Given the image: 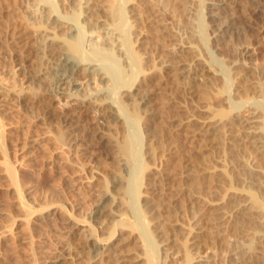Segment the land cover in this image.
Masks as SVG:
<instances>
[{
  "label": "rangeland",
  "instance_id": "374dc122",
  "mask_svg": "<svg viewBox=\"0 0 264 264\" xmlns=\"http://www.w3.org/2000/svg\"><path fill=\"white\" fill-rule=\"evenodd\" d=\"M50 1L51 3L54 2L53 0ZM109 1L116 8L117 0ZM154 1L146 0L145 3L157 2L156 5L153 3H149L150 5L144 4L143 2L134 5V9L137 8L135 6H138L137 9H139V13L137 9L136 11L134 10V18L137 20L136 17H138V20L135 21L137 22L135 28H137L138 24L141 22V25H139L142 29L145 26L143 30L148 37L145 36V40L148 41L149 45H147V41H145L143 46L144 51L142 49L141 51L149 54L147 55V53H145L146 56L143 58L148 60L146 57L149 56V59L153 57L154 61L156 60L154 63L157 62L156 65L153 63V60L151 62V59L150 62L152 65L158 66L159 69L157 70L155 67V70H157L155 71L153 68L154 71L151 72H155L156 74L154 73V75L150 72L151 75L150 73L148 75L149 79L147 77L141 82L143 83L141 85L143 87L145 86L144 88L147 86V88L155 89H151L154 91V94H156V90H158V94L154 95V98L156 96L157 98H155V101L153 98V103H151L154 110L157 108V110H155V112L157 111L155 116L158 115L157 118L159 117V119H155L154 117L153 120L148 119V121H143V119L134 120L132 119V113L129 111V105H125L124 107H126V109L124 108L122 111L125 112V114H123L125 115L123 116V122H126L125 119L127 122L124 124L122 122L123 125H118L115 131L106 135L107 133L103 134L101 128H99L101 126L95 122L94 115L85 108H82L85 110L77 113L75 117L77 120L65 121L63 106L55 102V108L52 111L56 113V116L49 117L45 115V107L51 104L52 101H48L45 95L37 92L29 78V74L35 71L37 62L35 61L33 52L34 43L32 42L34 39L32 37H24L33 34V29L27 26L26 19L23 15L26 6L20 0H0V264H48L52 262L51 260H53L55 255L60 253L65 254L66 258L59 264H87L85 245L88 241V236H107L109 232H113V238H109L110 240L108 239V242L117 241V239L120 238L126 240V245H124L126 251L123 253L122 257L129 260L123 261L120 264H179V262L180 264H184L181 263L183 261L187 264L188 260L185 259V251H190L193 257L194 255L196 257V254L202 255L201 264H264V247H262V252L260 253H263L262 255L253 256L250 258V263L246 262V256L253 255L252 250L256 248L259 249L258 246L261 245L258 244L257 236L260 232L264 231V192L261 191L262 189L258 190V192L255 190L257 194L259 191L262 193L261 196V193L258 194L259 200L262 199L260 204H251L249 199H247L248 203L245 201V198L248 197L246 192H254L250 187L253 185L255 186H253L254 189L258 187L253 184V182H249V179H254L255 176V178H257V176L259 178L260 176L259 179L264 182V180H262L264 178V156L261 155V150L264 146L261 150L259 148V150H256L257 147L255 146V150L248 148L250 143L248 145L246 144L250 142V139L247 135L248 129L245 128H248L250 124H243L244 121L242 119L244 113L247 114L251 109L254 110L256 108V111L259 110L261 112L264 110V98L262 99L264 96V90H262L264 88V0H232L233 2L227 0L228 3L226 0H221L225 2L224 4L216 3L220 0H203L204 2L202 1V4L199 0L200 3L199 1L198 3L196 2V5H198L197 7H195V0H193L194 3H191L192 0H189L190 2L188 1V3L193 5L192 8L190 7L191 10L189 9L190 4L187 3V0H183L184 4L182 0H168L171 1L170 3L167 0H161L162 4H158L160 0ZM163 1L169 4L167 5L166 2ZM185 2L187 5H185ZM141 4L144 6L140 7ZM200 4H202L203 7ZM165 5L166 7H164ZM180 5L182 8H180ZM124 7H126L127 12L130 6L125 5ZM155 7H163L162 9L165 8L166 11L163 10L162 14V12H160L161 9L158 8L162 16L158 15ZM199 7L202 8L199 10ZM151 8L157 14H155L153 10L151 11ZM195 8L200 12L203 11V14L198 12V10L194 11L196 10ZM140 9H145L146 11ZM185 9L188 11H185ZM216 9L219 13L216 12ZM140 11L142 17L140 16L139 18ZM167 11L170 12L166 13ZM191 12L193 15L195 12L200 14L195 13V18ZM136 13L138 16H136ZM130 14L131 13L128 11L125 13V16L127 17ZM167 14L170 17L166 16ZM164 15L165 18H163ZM198 15H200V17H198ZM151 16H157V22L154 21L156 17L152 19ZM158 16H161L163 21L159 19ZM191 16L194 17H192V20ZM143 17L144 19L146 17V20L149 22L144 20ZM168 17L169 19H167ZM127 18L129 19L130 17ZM149 18L151 19L149 20ZM199 18L206 24L201 23L202 26L205 25L203 32L201 30H196L198 28L202 29V27L193 20ZM76 20L80 21L81 18L77 16ZM143 20L145 21V25L142 22ZM158 20H160L161 23ZM190 21H193L195 24ZM195 21L197 22L199 20ZM224 21L230 25L229 27L224 26L226 32L224 31L223 33V30H221L223 26L220 24H223ZM187 22L192 24L196 32ZM185 23L187 26L189 24V26L186 27ZM166 24L167 28L164 27ZM147 25L150 27H147ZM194 25H198L199 27L197 26V28ZM174 26L182 29L184 28L185 32L188 30L189 32H187L189 35L192 36L186 35L184 30L180 31L178 28L173 29ZM130 28L131 30H125V32L127 31L126 33H128V35L126 34L128 39L131 38V32H133V38L134 31L136 30L134 27ZM177 30L183 35L177 32L179 35L173 36L176 34V32L173 31ZM190 32H193L194 35ZM197 32L205 34L204 37L202 36L204 39H209L207 40L208 44H206L207 50H205L204 45V42L206 43L207 41L203 42L200 36L201 34L199 35ZM217 33H219V36L216 35ZM225 33H227L226 36ZM181 35L183 38L182 40L185 41L189 40V38V41H191L194 37L195 42H193L194 39L192 40L194 47L199 44L201 49H198V51L200 50L201 52L194 54L193 52L189 53V51L187 53L186 49L178 45L174 46L175 42L178 40L177 38H180ZM206 35H208V37ZM156 36L162 39L159 43L160 48H155V44H153L157 43V46H159V38H156ZM221 36L225 37L219 39ZM185 37H188L187 40ZM198 37L200 38L198 39ZM150 38L152 39V43L150 42ZM200 39H202V42H198L197 44L196 41H200ZM26 41H28V43H26ZM150 43L154 46L152 45V47ZM146 46L151 48L149 49L151 52L148 51ZM173 47H176V49H171ZM161 48L162 50L164 49L165 52L166 49L169 53L170 50L172 51L170 54L165 53L164 51H160ZM178 48H180V50H177ZM184 52L190 56L186 53V55H184ZM203 52L206 56L209 53V60L205 55L203 56ZM144 53H142V56L145 55ZM164 53L169 55L164 56ZM192 53L194 55L199 54L198 56L202 53L201 57L206 59H200L204 60L205 65H210L209 67L213 72L214 69H216L215 71L217 72H214V75L213 73L212 75L210 74L213 78L215 76L214 79L212 77L209 79V81L213 80L211 81L214 83H212L213 86L210 85L211 82H207L209 88H206V86H208L207 84L204 86L207 90L199 87L198 91L201 93L191 98L187 93L190 79L181 74L179 75L177 66L174 67V70L173 68L166 69L163 62L168 58V61L172 60V63L177 65L186 56L188 57H186V60L190 58V61H188L191 62L193 60L191 59L193 58ZM157 54H160V56H157ZM183 55L185 57H183ZM209 56H213L217 59V62H215V59H212L213 57L211 58V61L214 60L213 62L216 63L214 68H212L213 62H209ZM158 58H160V60ZM174 60H177V62ZM222 61L225 62V67L222 65L223 63L220 64ZM227 61H229V64H227ZM235 61L237 63L242 62L239 64L240 66H245L244 62L246 64L250 62V64L253 63L254 67L251 65V68H249L250 64L246 65V67L242 66L243 68H241L244 69V71H242L240 66H235L241 70L237 69L239 73L237 74L236 70V72L232 70L235 68L232 67ZM230 62L232 69L229 67ZM162 63L164 65H162L163 67L160 66ZM215 63H213V65ZM237 63H235V65ZM226 65H228L227 70L231 69L229 71L225 70L227 76L223 74L225 73L223 70L226 68ZM247 66L249 67L247 68ZM160 68L165 69L161 70ZM245 69H249V72L254 69L255 72H253V70L252 72L254 74L251 73V76L248 71H246L248 74L245 72ZM171 71H173V73ZM170 72L171 75H169ZM240 72H243V75ZM235 73L239 78L242 77L240 79L242 81L237 79L238 77L235 76ZM166 74L169 77H167ZM216 75H220L219 77H222L224 81H220L221 79L216 77ZM178 76H180V78ZM243 77H245L244 83H248H245V86L243 85ZM147 79L148 81H145ZM177 79L178 81L181 79L180 82L182 83H178ZM218 79L221 83L217 81ZM214 80H216L219 85L221 84V87L218 86ZM239 81L242 83H239L240 86L237 83ZM224 83L226 86H223ZM150 84H152V86ZM158 86L160 87L159 89L157 88ZM176 86L183 87L180 88L181 90L178 89L179 87L177 88L178 90H176ZM246 86H250V88L246 90ZM224 87H226V89L228 88V90ZM238 87L243 88H241V90ZM200 88L203 90L201 89V91ZM243 90H245V92L248 91L249 97V94L252 93V97H248L251 101L248 100L249 102L246 103L245 100L244 103L243 98H239L240 96L238 95L240 94L238 93H241ZM236 92L237 95L235 94ZM233 93L234 96L236 95L235 97L239 98H237L238 100L231 97ZM259 93L263 95L260 96ZM34 94H36V96H34ZM241 94L244 95V92ZM245 94H247V92ZM22 95L31 98L35 103L34 106L31 108L26 107ZM224 95L228 96V101L226 96L223 98ZM242 95L241 97H243ZM254 95L258 98L260 96L262 101L258 98H254ZM222 98L223 100L225 99L224 102L221 100ZM118 99L116 98V100ZM157 99L164 103H161ZM172 99L175 101L170 102ZM235 99L237 101L241 100V103L236 101L237 104H235ZM244 99H246V97H244ZM186 100L189 103L192 102V105L194 104L193 106L190 104L189 109L191 108L190 106H192V109H195V114L197 113L196 115H201L199 113H202L201 107L203 106H207L210 111L212 110L211 112L214 117L219 118L221 121L219 122L220 128L219 125H217L220 130L215 127L216 131H218L216 132L215 129H213V133L209 132L210 137L207 138L208 133H203L206 135L204 136L200 132L203 136L199 135V124L197 122L194 124L192 122L188 124L185 122L187 125H184L183 120L189 114H192V112L194 114V111L192 109L189 111L188 105H185L189 104ZM220 100L224 104L229 105H219ZM259 100L262 102V107ZM181 101L187 103L182 104ZM174 102L181 104H174ZM258 103L263 109L260 110V108H258ZM154 105H156L155 108ZM174 105H178L177 109L181 110V116L179 112H176L179 110H177ZM184 105L187 107V111H189L188 115ZM179 106H181V109ZM249 106H251V108ZM182 110H184V114H182ZM255 110L254 113L256 112ZM228 112L232 113L233 116L231 113L230 115L233 119ZM242 112H244L243 115L241 114ZM174 113H178L179 116L176 114L178 116L176 118ZM167 114H169V118L170 115H174L175 119L171 116L172 119L168 120ZM227 114L229 116H227ZM255 114L260 116L262 113ZM259 116V120L263 123L264 121L262 118H264V114H262V118ZM180 117H183V120ZM225 117H228V119ZM178 118L180 119L178 120ZM238 119H241L243 122H240ZM62 120L64 121L62 122ZM174 120L179 122L182 120V122L178 123ZM222 120H224V122ZM231 120L232 123L230 125L229 122H231ZM226 121H229L227 126L229 127L230 125L231 128L226 127L224 124ZM152 122H154L157 130H155L156 127ZM171 122L172 126L170 124ZM173 123H175V126H173ZM232 124H235L238 128ZM144 125H149L148 127H151L150 129L154 128L153 130L155 131H152L156 135L159 134L157 136L155 135L154 138L156 139L153 137L151 140L145 139L147 136L144 134ZM223 125H225V127H223ZM192 126L197 128L194 129ZM242 126L244 128H241ZM192 129L193 131H191ZM71 131L76 133L79 140L73 141V139H69L68 141H60L63 135ZM244 131L248 137L245 135ZM191 132L193 136L190 135ZM101 133L104 135L102 138ZM190 137L194 139H190ZM126 138L133 142V145L139 146L138 148L140 151H137V154L139 153L141 160L146 165L149 162L148 160H150L149 157L155 154V152H152V149L156 151V157H150L155 164H153L154 166L151 165L152 162L150 164L153 169V176L151 174V177L156 180V192H158V196H156L160 198L159 201L161 200L163 203H161L163 205L161 206L162 208L160 207V209H158V214L160 215L159 224L161 223L162 229L167 232V236L165 235L164 237L169 238H167L168 243L166 246L160 243L161 239L158 238L160 236L159 234L156 237L153 235L154 232H151V229L153 230V228H151L152 224H146L141 218L138 199L142 189H140V187V191L138 190L132 193L134 187V172L132 170L124 174V190L122 189L123 191L121 194V196H123V198L121 197V201H123L124 206L119 204L114 205V208L120 207L121 210L123 208L122 211L125 213L122 215V218H124V226L122 225V227L120 225L122 221L121 223L119 221V224H117L116 221L113 224L111 223V225L109 224V227L101 228L96 225H91L87 220L89 211L98 203L100 193L105 189H111L112 183L110 180L115 176L120 166L118 157L116 156L121 153L123 154V150H120L121 148L119 147L121 145L119 144L123 143ZM135 139H138L137 143L139 145L134 143ZM87 141H93L91 142L92 147L85 145ZM169 143H171V145ZM204 143L207 144V146H204ZM242 143L245 144L248 149L245 148V145H242ZM146 144L147 146L145 147ZM148 146L149 148H151L150 146L154 148L148 150ZM250 147H253L252 143ZM249 149L250 152L248 151ZM246 150L249 153H247ZM149 151H151V153ZM132 161L131 166L133 167L132 164L135 165L136 163H134V160ZM145 171L141 173L143 174L142 176H145ZM207 177L209 180H207ZM250 183L252 184L250 185ZM235 191L237 194L239 193V196L236 193L234 195L232 194ZM247 207L251 208L249 209ZM238 242L247 244V255H241L237 250L233 251L232 247ZM166 247H168L167 250L164 249ZM231 250L234 253L232 255L230 254V252H232ZM83 251L84 254L81 255L80 253ZM171 251L176 252V259L172 257ZM183 254L185 258H183Z\"/></svg>",
  "mask_w": 264,
  "mask_h": 264
},
{
  "label": "bare ground",
  "instance_id": "6f19581e",
  "mask_svg": "<svg viewBox=\"0 0 264 264\" xmlns=\"http://www.w3.org/2000/svg\"><path fill=\"white\" fill-rule=\"evenodd\" d=\"M20 1L22 3H24V5L26 6V9H25V12L23 13V15H24V17L26 19L27 26L33 29V34H30V35H27V36H24V37L25 38L32 37L34 39V41L32 42V43H34L33 44V52H34L35 61L37 62L36 69H35V71L33 73L29 74V78L31 79V82L33 83V87L36 88V91L39 92V93H42L43 95H45L48 98V101H50V100L52 101L51 104H48L45 107V109H46V112H45L46 114L45 115H47L49 117L50 116H56V113H54L52 111L55 108V105H54L55 102H57L58 104H61L63 106V110H64L63 112H64V116H65V121L66 120L69 121V120H73V119L77 120V118H75L77 113L87 109V110H89V112L92 113V115H94L95 122H97V124H99V126H101L99 128H101L103 134L107 133L106 135H108V133H111L112 131H115L117 126L122 124L123 116H125V115H123V114H125V112H122V111H123L124 108L126 109V107H124L125 105H129V107H130L129 111H130V113H132L131 114L132 117H133L132 119H134V120H142L143 119V121L144 120L148 121V119H150V120L152 119L153 120L154 117H155V119H159V117L157 118L158 115L155 116V114H157L156 113L157 111L155 112V110H157V108H155L156 105H154L155 110L153 109V105H152V103H153L152 100L154 98V95L158 94V90H156L157 93L154 94L153 90H155V89L148 87L149 88V90H148L147 86H146V88H144L145 86L143 87L141 85V84H143L141 82L145 78L148 77V75H149V73L151 71H154L156 68H157V70H159V69H158V66H154V64L156 65L157 62L154 63L156 60L154 61L153 57L150 58L151 62L153 60V63H154L153 65L150 62L149 56L146 57V58H148V60L143 58V57L146 56L145 53H147V52H145V53L143 52L144 51L143 50L144 43H145V41H147V40H145V36H146L145 33L146 32H144V30H143L145 28V26L142 29V27L140 26L141 22L140 23L138 22L140 24V25L138 24V26H140L141 28L138 27V26H137V28H135L136 27V23H137L135 21L138 20V17H136L137 20H135V18H134L135 17L134 16L135 15L134 10L136 11V9L138 8V6H135L137 8L134 9V5H138L137 3H141V2H143L144 4H149V3H153V2L145 3L146 0H117V6L115 8L111 4V2L109 0H53L54 1L53 3H51L50 0H20ZM148 1H151V0H148ZM152 1H154V0H152ZM188 1L189 0H187V3H188ZM198 1L199 0H197V1L195 0V5H196V2L198 3ZM200 1L203 4L204 1L203 0H200ZM200 1H199V3H200ZM224 1L220 0L219 2H216V3L224 4L225 3ZM233 1L231 0V2H233ZM160 2H158V4H162L161 0H160ZM163 2H166V1H163ZM168 2L170 3L171 1H168ZM192 2L194 3L193 0L191 1V3ZM226 2H227V0H226ZM169 3L166 2L167 5ZM191 3H188V4H190L189 5V9H190V7L191 8L193 7V5ZM153 4L156 5L157 2H155ZM183 4H184V1H183ZM202 4H200V5L202 6ZM235 4H236V2H235ZM125 5L126 6L127 5L130 6L127 9V12L129 11V13H131V14L129 16H127V17H130L131 19L130 18L128 19L125 16V13H127L126 12V7H124ZM163 5H164V3H163ZM163 5H161V6H163ZM181 5H180V8H182ZM185 5H187L186 2H185ZM231 5H232V3H231ZM141 6H142V4L140 5V7ZM157 6H159V5H157ZM197 6L198 5H196L195 7H197ZM226 6H228V5H226ZM156 7H155V10L158 13V15H161L160 12H162V14H163V10H165V8L162 9L163 7L162 8L158 7L159 9H161L160 12H159L158 8H156ZM164 7H166V5ZM148 8H146V9H148ZM152 8H151V11L154 9V8L153 9ZM184 8H183V10H184ZM201 8L199 7L198 9L200 10ZM124 9H125V11H124ZM142 9H140V10H142ZM195 9L196 10H194V9L193 10L194 11L198 10L197 8H195ZM144 10H142V11H144ZM183 10H182V12H183ZM199 10H198V12H200ZM218 10H219V7H218ZM218 10L216 12L219 13ZM148 11H150V10H148ZM185 11H188V10L185 9ZM137 12L139 13V9H137ZM153 12H155V11L153 10ZM156 12H155V14H157ZM168 12H170V11H167L166 13H168ZM142 13H144V12H142ZM191 13H190V15H191ZM195 13L196 14H200V13L203 14V11H201L200 13H197V12H195ZM195 13H194V15L192 13V15L194 17H195ZM140 14H141V11H140ZM140 14H139V18H140V16L142 17V14L141 15ZM183 14H185V13H183ZM211 15H212V13H211ZM216 15H220V14H216ZM77 16L81 18L80 21L76 20ZM136 16H138L137 13H136ZM161 16H158V17H159V19L162 20ZM166 16H169V15L167 14ZM170 16H171V13H170ZM193 16H191V20H192ZM146 17H145V19L143 17V19L146 20ZM153 17H156L154 19V21L157 22V20H156L157 16H153ZM153 17H152V19H153ZM169 17L167 19H169ZM198 17H200V15H198ZM163 18H165V15H164ZM150 19L151 18H149V20ZM201 19H202V16H201ZM201 19L199 18V19H193V20H194L195 23H198L202 27V29H201V28H198L199 27L198 25H194L196 27L198 26L197 27L198 29H196V30H198V31L201 30L203 32V28H204V26L206 24ZM144 20L142 21L143 23L145 22ZM188 20H190V19H188ZM195 20H199V21L196 22ZM146 21H148V20H146ZM158 21H160V20H158ZM190 22L193 23V21H190ZM190 22H187V23L190 24ZM160 23H161V21H160ZM195 23H193V24H195ZM201 23H203L205 25L202 26ZM189 24H188V26H189ZM144 25H145V23H144ZM164 25H165V21H164ZM190 25L192 26V24H190ZM220 25L223 26L221 30H223L222 32L224 33V31L226 30V28H224V26L229 27L230 24L228 25L224 21L223 24H220ZM188 26L186 24V27H188ZM130 27H134L136 29V30L134 29L135 31H134V34H133V38H132V33L133 32L130 33V30H131ZM147 27H150V26L147 25ZM164 27L167 28V24ZM177 28L178 27L174 26L173 29H177ZM127 29H130L129 33L131 34V38H129V39L127 38L128 37L127 36L128 33H126L127 31L125 32V30H127ZM161 29H162V27H161ZM179 29H180V31L184 30V28L183 29L182 28H178V30ZM178 30L177 31H173V32H176V34L173 35V36L179 35V34H177V32L182 34ZM193 30H194V27H193ZM196 30H194V31L196 32ZM227 30H228V28H227ZM187 31L188 30H186V32H185V30H184L185 34L189 35V33H188L189 31L188 32ZM190 31H191V27H190ZM173 32H171V33H173ZM200 32L199 33L197 32V34L200 35L201 34ZM190 33L193 34V32H190ZM218 34L219 33H217L216 35H218ZM226 34L227 33H225V36H226ZM182 35H181L180 38H177L178 40L176 42L174 41L175 42L174 46L178 45V46L186 49L187 53L189 51H190L189 53L193 52L194 54H196L197 52L200 53L201 51L200 50L198 51V49H201V48H200V45L198 44V42H202L201 41L202 39H203V42L209 40L208 38L204 39L203 37H204L205 34L202 33L200 35L202 39H200V41H196L198 45L195 43L198 46V47L196 46L197 47L196 48V47H194V43H193V42H195L194 37H193V39H194L193 42H192L193 39L191 41H189L190 38H189V40H187L188 37L187 38L185 37V39L187 40V41H185V40H182L183 39ZM213 35H214V33H213ZM189 36H192V35H189ZM206 36L208 37V35H206ZM153 37H155V36H153ZM215 37H217V36H215ZM224 37L221 36V38H219V39H223ZM156 38L160 39V40L158 39V41H159L158 44H159L162 39L160 37H158V36H156ZM174 38H176V37H174ZM199 38L200 37H198V39ZM151 40L152 39L150 38V42H151ZM156 42H157V40H156ZM26 43H28V41H26ZM146 43H147V45H149L148 41ZM151 43H150V45H151ZM153 44H155V48L156 47L160 48V44H159V46H157V43H153ZM206 44H208V41L206 43L204 42L205 50H207L206 49V46H207ZM204 45H202V46H204ZM161 46H162V44H161ZM176 47H173L171 49H174V48L176 49ZM147 48H146V50H147ZM159 48H158V50H159ZM202 48H204V47H202ZM141 49L143 51H141ZM149 49H151V48H148V51H149ZM164 49L162 50V48H161L160 51H164L165 52ZM194 49L196 50V52H195ZM152 50H154V49H152ZM177 50H180V48H178ZM202 50H204V49H202ZM171 51L172 50H170V53H171ZM141 52L144 53L145 55L142 56ZM149 52H151V51H149ZM204 52H203V56L205 55ZM165 53H169L167 49H166ZM185 53L186 52H184L183 54L186 55L187 53L186 54ZM148 54L149 53H147V55ZM169 54H167V55H169ZM194 54H193V58H191V59H193L191 62H189L190 58L186 60L187 56L185 57L183 55V57H185V58L182 57L183 60L179 64L176 63L177 65L172 63L173 62L172 60L168 61V58H166V57H165L166 61H164V62L162 61L165 64V66L163 65V63L160 65L161 67L164 66L166 69H172L173 68V70H174V67L177 66V68H178L177 71H179V75L181 74L184 77L190 79V84H189V86L187 88V93H188L189 97H191V98L196 96L198 93H201V92L198 91L199 87L204 88V86L207 84L208 86H206V88L207 87L209 88V84L207 82L210 83L211 81H213V80L209 81L210 77H212V76H210V74L212 75V73H213V75H214V72H217V71H215L216 69H214V72H213V70H211V68L209 67L210 65L209 66L205 65L204 60H202V59H206V58L208 59V54L209 53L207 54V56L205 55L206 58L201 57L202 53L200 54V56H198L199 54H197V55H194ZM158 55L160 56V54H157V56ZM167 55L165 54L164 56H167ZM188 56H190V55H188ZM209 57H210V61L209 62L210 63L213 62L214 60L211 61V58L213 56H209ZM160 58H158V59L160 60ZM200 58H202V59H200ZM212 59H215V62H217L216 58L213 57ZM208 60H205V61H208ZM174 61L177 62V60H174ZM215 62H213V63H215ZM225 62H226V60H225ZM225 62L222 61V62H220V64L223 63L222 65H224V67H225V64H224ZM227 62H228L227 64H229V61H227ZM213 63H212V68H214V66L216 65V63L214 65H213ZM235 63H237V62L235 61ZM235 63H233L234 66H232V67H235V66L239 67L240 66L239 64H241L242 62L237 63L238 65L237 64L235 65ZM123 64H124V66H123ZM244 64H245V66L241 65L240 68L242 66L246 67V65H249L250 62H249V64H246L244 62ZM251 65L254 67L253 63H251L249 65L250 67L247 66V68L248 67L251 68ZM125 66L128 67V68H126ZM227 66L228 65H226V68H224V70H223L225 73L222 72L224 75H226V73H227L226 71H229V70L232 69L231 68V62H230V65H229V67L231 69L227 70ZM153 68H154V70H153ZM165 68H162V69L160 68V69L164 70ZM237 69L240 70L237 67H235L232 70H234V72L237 71V74H239ZM254 69H252V71ZM157 70H155V71H157ZM248 70L245 69V72L248 71ZM242 71H244V69H242ZM252 71L251 70H250V72L248 71L251 76H252V74H254L253 72H255V70L253 72ZM168 72H167V74H168ZM171 72L173 73V71H171ZM171 72H170L169 75H171ZM151 73H153V72H151ZM151 73H150V75H151ZM240 73L242 74L243 72H240ZM172 76H173V74H172ZM219 76L216 75V77H219ZM235 76H237L236 73H235ZM251 76H249V77H251ZM167 77H169V76L167 75ZM178 77L180 78V76H178ZM214 78H215V76H214ZM241 78L238 77L237 79L240 80ZM244 78L245 77H243V85L245 83L248 84L247 82L244 83ZM148 79H149V77H148ZM148 79L145 80V81H148ZM150 79H151V77H150ZM219 79H221L220 81H224V80H222V77L221 78L219 77ZM219 79L217 80L218 82H219ZM179 80L181 81V79H179ZM177 81H178V79H177ZM180 81H178V83ZM217 81L214 80L215 83H217ZM240 81H242V80H240ZM240 81L237 82V83L239 84ZM171 83H172V81H171ZM171 83H169V84H171ZM180 83H182V82H180ZM212 83L213 82H211L210 85H212ZM219 83H221V82H219ZM229 84H228V88H229ZM240 84H242V83H240ZM240 84H239V86H240ZM150 85L152 86V84H150ZM217 85L220 86L221 84L219 85L217 83ZM224 85H225V83L223 84V86ZM178 87L176 86L175 89L176 90H178V89L181 90L180 88H182V87L181 86L179 88ZM243 87H240V88L238 87V88L241 89ZM157 88L159 89L160 87L158 86ZM185 88H186V86H185ZM202 88H200V90ZM206 88H204V89H206ZM224 88L226 89V87H224ZM228 88L226 90H228ZM248 88H250V86L249 87L246 86V90ZM151 89H153V90H151ZM226 90H224V91H226ZM262 90H264V88ZM237 92L235 93L236 95H237ZM243 92H244V95L241 94ZM246 92H247V94H245ZM246 92H245V90H243L241 93H238V94H240L238 96H240L239 97L240 99L243 98V102L246 100V103H247V102L251 101L249 98L252 97L251 96L252 93L249 94L250 95V97H249L248 96V91H246ZM261 92H263V91H261ZM116 94H117V97H116ZM231 94H232V92H231ZM171 95H172V93H171ZM199 95H201V94H199ZM227 95H224L223 98H225V96L227 98L228 97ZM241 95L243 97H241ZM245 95H247V96H245ZM255 95L253 97L254 98H258V97H255ZM259 95H260V93H259ZM262 95H260V96H262ZM34 96H36V94H34ZM176 96H177V94H176ZM235 96H234V93H233V95L231 97L237 99L238 97H235ZM256 96H258V95H256ZM260 96H259L258 99L261 100ZM184 97H185V95H184ZM229 97H230V95H229ZM244 97H246V99H244ZM116 98L117 99L119 98V99L116 100ZM155 98H157V96ZM155 98H154V101H155ZM179 98H180V96H179ZM183 98H182V100H183ZM223 98L221 100H223ZM263 98H264V96L262 97V99ZM22 99L24 100L23 101L24 105L26 107H28V108L33 107L34 104H35L31 100V98H29L27 96L22 95ZM174 99H176V98H174ZM174 99L170 100V102L171 101H175ZM236 99H235V102H234L235 104H237L236 101L238 100V99L237 100ZM177 100H179V99H177ZM221 100L219 101V105L220 104H224L223 102H224L225 99L223 100V102ZM260 100H259V102H260ZM158 101H160V100H158ZM183 101H181L182 104H185V103L188 102L187 101V102L183 103ZM227 101H228V98H227ZM240 101L241 100H239L237 102L241 103ZM260 103H261V107H262L263 106L262 102H260ZM174 104H181V103H175L174 102ZM190 104L192 105V102L189 103V104H185V105H188L187 106L188 109H189V105ZM224 105H229V104H224ZM177 106H175L176 109H177ZM181 106H179L180 109H181ZM192 106H190L191 107L190 109H192ZM258 106H259V103H258ZM187 107H186V111L188 110ZM249 107L251 108V106H249ZM249 107H248V109H249ZM261 107L259 106L258 108H260V110H261V109H263ZM82 108H85V109H82ZM131 109H132V112H131ZM190 109H189V111H190ZM177 110H179V109H177ZM251 110H253V109H251ZM251 110L250 111L248 110L249 112L247 114H245L244 112L241 113L242 115L244 113V117L241 115L243 117V118L242 117L241 118L243 119L244 122L241 121V119H238V120L240 122H243V124L244 123H246L247 125L250 124V125H248V128H245V129H248L247 130V132H248L247 135L249 137L246 135V132L244 131L245 135L250 139L249 140L250 142H248L246 144V145H248L250 143L248 148L254 149V146H255V147H257V149L255 148L256 150H259V149L261 150V148L264 146V139H263L264 138V122H263L264 118H262V114H264V110H262V112L259 111V110H257L258 111L257 112L255 110L256 111L255 113H258V114L262 113L260 116H261V118L263 120L262 121L263 123H261V121L259 120L260 119V118H258L259 115H256L254 113V110L253 111H251ZM124 111H126V110H124ZM180 111L181 110L176 111V112H179V114L181 116ZM183 111L184 110H182V114H184ZM189 111H187V115H188ZM201 111H202V113L198 112L201 115H196L197 113L195 114V111H194V114L192 112V114H189L187 117L185 115L186 118L184 120L182 119L183 117L182 118L180 117V118L183 120L184 125L186 123L188 124L189 122L190 123L192 122L193 124L197 122L199 124L198 125L199 135H202L203 133L204 134L208 133L207 134L208 135L207 138H209L210 137L209 136L210 135L209 132L213 133V129H215V127H217V125H219V128H220L219 122H221V121H220L219 118L214 117L213 113L211 112L212 110L210 111V109L207 108V106L201 107ZM172 113H170V114H172ZM230 113L231 112H228L229 115H230ZM176 114L178 115V113H176ZM176 114H175V116L177 118L179 115L177 116ZM228 114H227V116H229ZM231 115H232V113H231ZM231 115H230V117L232 118L233 115L232 116ZM237 115H238V113H237ZM167 116H168V120L172 119V118L175 119L174 115L173 116L170 115V118H169V114H167ZM171 116H172V118H171ZM180 118H178V120ZM225 118L228 119V117H225ZM124 119H125V117H124ZM182 120H181V122H182ZM63 121L64 120H62V122ZM125 121L127 122L126 119H125ZM171 121H173V120H171ZM174 121L178 122V123H181V122L176 121V120H174ZM222 121L224 122V120H222ZM229 121H230V119H229ZM126 122H123V124L126 123ZM154 122H152L153 125H154ZM228 122L226 121V123H224L226 125V127H228L227 126ZM149 123H151V122H149ZM229 123L231 125L232 120ZM170 124L172 126V122ZM174 124L175 123H173V126H175ZM238 124H240V123H238ZM184 125H183V127H184ZM225 125H223V127H225ZM230 125H229L228 128H231ZM232 125L235 126V124H232ZM148 126L147 125L143 126L144 127V132H145L144 134L147 136V138H145V137L144 138L147 139V140H151V138L152 137L154 138L155 135H156L153 131L157 130V127L154 125L156 128H155V130H153L154 128L150 129L151 127H148ZM189 126H188V128H189ZM193 126H192V128H194V129L197 128V127H193ZM195 126H196V124H195ZM234 126H233V129H234ZM252 127H256V128H252ZM186 128H187V126H186ZM236 128H238V127H236ZM241 128H244V127L242 126ZM216 129H218V127ZM216 129H215V131H216ZM218 130H220V129H218ZM191 131H193V129ZM215 131H214V133H215ZM195 132H196V130H195ZM200 132L202 134H200ZM62 134H64V133H62ZM103 134H102L101 138L104 136ZM188 134H190V133H188ZM192 134L193 133L191 132L190 135H192ZM196 134H198V133H196ZM196 134H194V135H196ZM157 135H159V134H157ZM204 136H206V135H204ZM69 139L70 140L73 139V141L79 140L77 138L76 133L71 131L68 134L63 135L60 138V141L61 140L62 141H66L67 140L68 141ZM154 139H156V138H154ZM190 139H194V138L190 137ZM204 139H205V137H204ZM135 140H134V143H137L138 139L136 140V142H135ZM152 141H153V139H152ZM91 142H93V141H87L85 143V145L90 147L92 145ZM94 143H95V141H94ZM251 143H252L253 147H250ZM169 144L171 145V143H169ZM169 144H168V146H169ZM119 145H121L119 148H121L120 150H123V154L122 153L121 154L118 153L119 155L116 156V157H118V161H119V165L120 166H119V169L116 171L115 176L110 180L111 183H112L111 184V189H109V190L105 189V190H103L100 193L98 203L89 211L88 216H87V220H88V222L91 225H96V226H99L101 228H105L107 226L109 227L111 225V223L113 224L116 221H117V224H119V221H120V223L122 221V223L120 225L124 226V223H123L124 222V218H122V215H124L125 213H124V211H122L123 210L122 206H124V204H123V201H121V197L123 198V196H121V194H122V191L124 190V187H123L124 186V182H125L124 181V174L125 173L127 174V172L132 170L134 172L133 173L134 174V180H133L134 187L132 189L133 190L132 193H134L135 191H138L140 187H141L140 189H142L141 192H140V195H139V199H138V203H139V207H140L139 211H140V214H141V218L143 219V221L146 224L147 223L148 224L149 223L152 224L151 228H153V230L151 229V232L152 233L154 232L153 235H155L156 237L159 234L160 236L158 238L161 239L160 243H162V245L166 246V244L168 243L167 241H168L169 238L168 237H164L167 232H165L164 229H162L161 223L159 224L160 215L158 214V211H159L158 209H160V207L163 206L162 205L163 203H162L161 200H160L161 201L160 202L159 201L160 198L157 197L158 196L157 195L158 192H156V184H155L156 180H154V178L151 177V174L153 172L152 171L153 169H152L151 165H153L154 162H152L150 157H153V156L156 157L155 156L156 151H153L154 149H152V148H154V147L150 146L151 148H149V146H148V150L152 149V152H155V154L152 153L154 155L149 157L150 160H148L149 162L147 161L148 163L146 165L141 160V156L139 155V153L137 154V151H140V149L138 148L139 146H136L135 144L133 145V142H131L130 140H127V138L124 139L123 143H120ZM137 145H139V144L137 143ZM242 145H245V144L242 143ZM246 145H245V148H247ZM146 146H147V144L145 145V147ZM204 146H207V144H205ZM243 147H241V148H243ZM143 148H144V146H143ZM263 148L261 150L262 152L261 151L260 152L262 153L261 155L264 156V149ZM250 149L248 150L249 152H250ZM248 151H247V153H249ZM149 152L151 153V151H149ZM149 152H148V154H149ZM260 157H262V156H260ZM132 160H134L135 161L134 163H136L135 165L132 164L133 167L131 166V161ZM151 162H152V164H151ZM242 166H244V165H242ZM245 167H243V168H245ZM145 169H146V171H145ZM143 171H145V173H144L145 176H142L143 174H141V173H143ZM156 172H158V171H156ZM152 176H153V174H152ZM255 177H254V179L253 178L251 180L249 179V182L250 181L253 182V184L257 185L260 189L258 187H257L258 189L257 188L254 189L255 186L253 185L254 187L251 186L250 189L253 190L254 192H252V191L248 192L247 191L246 194L248 195V197H246L245 195H242V196L246 197L245 198L246 200L244 199L246 202H247V199H249L251 204L252 203L253 204H255V203L260 204L261 203L260 201L262 199L260 198L261 200H259L258 194H260L261 191L264 192V182L259 179L260 176H259V178L257 176L258 179L255 178ZM207 180H209L208 177H207ZM262 180H264V178ZM251 184L252 183H250V185ZM255 190L257 192H258V190H261V191H259V193L257 194V192H255ZM159 193H161V192H159ZM235 193L237 194L236 191L234 193H232V194L234 195ZM261 195H262V193L260 194V196ZM116 204L117 205L118 204L122 205L121 206L122 210L120 209V207H118L119 209L118 208H114V205H116ZM247 208H249V207H247ZM246 221H247V219H246ZM111 233H112V236H111ZM111 233L109 232V235L101 236V237H92V235L88 236V238H87L88 241H87V243L85 245V247H86L85 256H86V259H87V264H120L123 261L125 262V261L129 260V259H124V257H122L123 253L126 251V249H124L125 248L124 245H126V240L120 238V239H117V241L108 242L107 240L109 238H113V232H111ZM257 241H258V244L259 245L261 244V245L258 246L259 249L256 248V249L252 250V254L253 255L246 256V260H247L246 262H248V263H250V260H251L250 258H252L253 256H258L262 252V247H264V231L259 233V235L257 236ZM246 246H247L246 243L238 242V243H236L235 246L232 247V249H233V251L237 250V252H239L241 255L245 256V255H247L246 254L247 253ZM164 249L167 250L168 247H166ZM233 251L230 252L231 255L234 254ZM249 251H251V250H249ZM185 252H184V254H186V258H185L184 254H183L184 255L183 258L188 260L187 264H201V261H202V258H203L202 255L196 254V257H195V255L193 257V254H191L190 251H185ZM80 254L83 255L84 251L81 252ZM262 254H260V255H262ZM171 255H172V257L174 259H176L175 258L176 257V252L175 251H173V252L171 251ZM78 257H80V256H78ZM65 258H66L65 254L60 253L58 255H55L53 260H51L52 262H49L48 264H59L62 261H64ZM182 259H180V260H182ZM181 263L186 264V262H184V261L181 262ZM179 264H180V262H179Z\"/></svg>",
  "mask_w": 264,
  "mask_h": 264
}]
</instances>
